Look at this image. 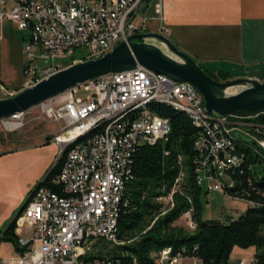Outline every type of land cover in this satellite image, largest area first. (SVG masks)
I'll return each mask as SVG.
<instances>
[{"label": "built area", "instance_id": "1", "mask_svg": "<svg viewBox=\"0 0 264 264\" xmlns=\"http://www.w3.org/2000/svg\"><path fill=\"white\" fill-rule=\"evenodd\" d=\"M141 1L117 0L100 7L99 0H0V25L11 23L25 36L23 84L13 88L0 82V98L14 96L68 65L111 51L139 28L134 16ZM156 11L161 13V1ZM158 32L168 36L162 23ZM149 41L164 49L161 42ZM76 48L81 51L75 53ZM80 88L91 93L78 96ZM151 102L185 112L202 129L194 141L199 151L195 179L207 191L224 193L225 183L231 185L227 170L241 159L236 135L264 149L263 126L209 114L202 94L187 81L139 64L88 80L34 106L59 125L51 140L58 145L56 160L62 156L63 162L49 181L59 191L46 185L47 171L13 219L18 250L0 258V264H110L105 258L88 259L86 254L98 239L116 242L118 207L131 154L136 146L154 144L170 132L168 119L153 113ZM28 110L1 118V127L20 128ZM184 174L180 170L171 190L156 198L162 204L160 215L173 207V193L179 191ZM179 218L186 229L195 228L190 209ZM184 250L173 253L163 247L150 256L156 264H181L185 258L202 264L196 257L184 256Z\"/></svg>", "mask_w": 264, "mask_h": 264}, {"label": "trees", "instance_id": "2", "mask_svg": "<svg viewBox=\"0 0 264 264\" xmlns=\"http://www.w3.org/2000/svg\"><path fill=\"white\" fill-rule=\"evenodd\" d=\"M21 39L25 40L24 34ZM202 68L216 80L230 79L227 72ZM149 108L168 119L170 132L154 144L134 148L118 207L116 242L94 241L87 258H105L110 264H156L151 252L170 247L173 253L184 248V256L196 257L202 264H226L234 246H254L252 264H264V155L246 140L237 139L240 164L227 170L231 185L225 183L224 194L250 205L236 218L204 219L202 201L208 191L195 179L199 151L194 147L202 129L171 105L151 102ZM244 120L263 126L264 131V113ZM62 162L60 156L45 178L46 185L55 191H59V186L49 181L58 174ZM180 170L185 174L179 191L173 193L174 205L160 215L162 204L156 198L171 190ZM188 209L196 223L193 230L174 223ZM0 240L10 242L18 250L13 222L2 231Z\"/></svg>", "mask_w": 264, "mask_h": 264}, {"label": "crops", "instance_id": "3", "mask_svg": "<svg viewBox=\"0 0 264 264\" xmlns=\"http://www.w3.org/2000/svg\"><path fill=\"white\" fill-rule=\"evenodd\" d=\"M161 5L168 37L202 67L227 72L230 79H264V0H161ZM154 18L149 16L143 30L158 29ZM57 152L58 145L51 138L0 150V237L35 184L54 164ZM14 253L13 248L10 255L0 257ZM254 253V246H234L226 264H252ZM181 264L192 261L185 258Z\"/></svg>", "mask_w": 264, "mask_h": 264}, {"label": "water", "instance_id": "4", "mask_svg": "<svg viewBox=\"0 0 264 264\" xmlns=\"http://www.w3.org/2000/svg\"><path fill=\"white\" fill-rule=\"evenodd\" d=\"M149 40L161 42L168 52ZM137 64L174 80L191 83L202 94L209 114L246 119L264 113V79L259 81L254 78L235 77L216 80L189 54L178 48L168 36L158 31H135L101 57L68 65L31 87L20 89L14 96L0 98V119L31 109L41 101L88 80L103 74L127 70ZM235 86H240V89L229 91ZM236 137L246 140L264 155V149L255 141L240 135ZM62 150L63 147L60 152ZM28 198L29 195L5 229L13 222Z\"/></svg>", "mask_w": 264, "mask_h": 264}, {"label": "rangeland", "instance_id": "5", "mask_svg": "<svg viewBox=\"0 0 264 264\" xmlns=\"http://www.w3.org/2000/svg\"><path fill=\"white\" fill-rule=\"evenodd\" d=\"M161 0H142L139 5V11L134 16V21L137 18V22L140 24L139 28L134 31H145L143 25L149 19V16L155 15V18L159 26L163 21L162 17V5L161 13L156 11V5ZM146 2H150V5ZM147 4V5H146ZM148 7V8H147ZM147 8L146 16L143 11ZM143 17H148L142 24ZM161 17L162 21L160 23ZM158 26V27H159ZM158 31V29L156 30ZM24 33L22 30L16 28L11 23H4L0 25V82L7 87L16 86L18 83L23 84V75L21 72V65L24 60L23 46L25 40L21 39ZM164 50H166L164 46ZM80 48L75 49V53H79ZM168 52V51H167ZM172 55V54H170ZM174 57V55H172ZM21 84V85H22ZM240 89V86L230 88L229 91L234 92ZM91 93L82 88L78 89L77 95L85 97ZM246 121L244 119H239ZM251 123V122H248ZM59 125L55 122L43 117L38 107H32L25 114L23 125L14 130L7 131L0 125V150H8L19 148L25 144H32L43 142L47 138H51L58 131ZM203 190H206L204 188ZM250 203L246 200L234 197H228L226 194L220 191H208L205 198L202 201V217L204 219H218L226 221L229 217L236 218L242 213ZM177 225H183V220L178 218L175 222ZM13 252V246L10 243L0 244V256H8ZM10 257V256H9ZM2 258V257H0Z\"/></svg>", "mask_w": 264, "mask_h": 264}, {"label": "bare ground", "instance_id": "6", "mask_svg": "<svg viewBox=\"0 0 264 264\" xmlns=\"http://www.w3.org/2000/svg\"><path fill=\"white\" fill-rule=\"evenodd\" d=\"M117 0H99L100 7H108V4H115Z\"/></svg>", "mask_w": 264, "mask_h": 264}]
</instances>
